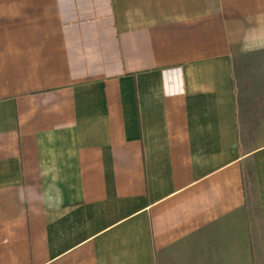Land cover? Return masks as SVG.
I'll return each instance as SVG.
<instances>
[{"label": "crops", "instance_id": "crops-1", "mask_svg": "<svg viewBox=\"0 0 264 264\" xmlns=\"http://www.w3.org/2000/svg\"><path fill=\"white\" fill-rule=\"evenodd\" d=\"M0 264H264V0H0Z\"/></svg>", "mask_w": 264, "mask_h": 264}]
</instances>
